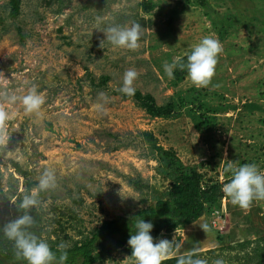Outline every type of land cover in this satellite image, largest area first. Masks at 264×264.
Here are the masks:
<instances>
[{
	"label": "rangeland",
	"instance_id": "374dc122",
	"mask_svg": "<svg viewBox=\"0 0 264 264\" xmlns=\"http://www.w3.org/2000/svg\"><path fill=\"white\" fill-rule=\"evenodd\" d=\"M208 4L0 0V107L10 113L0 125V211L11 214L22 194L35 191L42 238L70 246L102 221L152 205L169 188L153 144L172 150L205 181H228L227 163H255L264 172V0ZM133 21L143 26L136 49L107 41L99 47V30ZM205 36L223 49L210 83L196 87L188 76L174 82L163 65ZM128 70L137 73L134 92L171 105L170 117L151 118L123 97ZM33 87L43 103L26 112L20 98ZM46 168L56 187L40 191ZM158 237L183 241L176 255L195 250L208 264L218 258L257 264L254 249L264 254V200L242 209L224 194L197 222ZM130 255L126 244L103 264H135ZM172 258L162 264H176Z\"/></svg>",
	"mask_w": 264,
	"mask_h": 264
},
{
	"label": "clouds",
	"instance_id": "9594fccd",
	"mask_svg": "<svg viewBox=\"0 0 264 264\" xmlns=\"http://www.w3.org/2000/svg\"><path fill=\"white\" fill-rule=\"evenodd\" d=\"M100 18L97 17L99 23ZM142 25L133 21L130 26L111 25L99 31L104 33L99 47L107 41L111 45L127 49H136L142 35ZM223 51L220 41L211 36L203 37L193 46L186 60L176 57L171 63H165L163 69L169 78H174V69L186 70L187 76L196 87L207 86L215 73L218 55ZM137 73L128 70L124 75V83L120 91L127 95L134 94L130 86ZM15 101V96L9 97ZM26 112L36 111L43 103V97L33 87L28 94L20 98ZM10 118V113L0 107V125ZM224 172L230 174V179L223 184L221 191L229 198L233 205L246 209L254 200H264V172L255 163H245L238 167L227 163ZM56 187V177L53 170L45 169L39 178L40 191ZM39 203L35 191L26 192L20 197L18 209L24 212L15 219L7 221L0 227V232L13 242L15 256L23 259L27 264H66L68 259L67 246L57 245L56 251L50 248L47 240L31 231L34 218L31 210ZM135 232L130 234L127 245L131 249V257L135 264H162L166 259L175 257L176 264H208L206 259L196 255L195 250L187 254L176 255L182 247L183 241H177L151 235L154 227L151 220L137 219L134 224ZM204 232L209 230L207 223L200 225ZM57 252L59 255L57 256ZM213 264H225L223 259H216Z\"/></svg>",
	"mask_w": 264,
	"mask_h": 264
},
{
	"label": "trees",
	"instance_id": "16d2710c",
	"mask_svg": "<svg viewBox=\"0 0 264 264\" xmlns=\"http://www.w3.org/2000/svg\"><path fill=\"white\" fill-rule=\"evenodd\" d=\"M193 1L201 9L209 8L208 0ZM182 60H186V55L182 57ZM186 76V70L176 68L172 80L178 82ZM128 96L135 100L137 105L143 108L151 118H168L174 113L171 105L157 106L150 95L134 92L132 95L125 94L123 97ZM262 124L264 125V121ZM145 135L149 140L151 136ZM151 147L157 162L166 170L165 178L170 180L169 188L152 205L104 220L89 235L67 246L66 264H103L115 251L127 244L130 234L135 232L134 224L137 219L151 220L154 225L151 235L158 237L162 231L170 233L197 222L208 208H212L224 198L221 188L229 180L225 182L205 181L194 167L184 166L172 150H164L154 144ZM21 173L26 176V173ZM133 187L142 188L137 183H134ZM17 205L11 214L7 209L0 211V227L23 214L24 210L18 209ZM31 215L34 218V224L30 230L42 238L37 228L42 222V215L33 210ZM49 245L53 251H56V243H49ZM253 253L260 254L257 264L264 263V254H261L257 248ZM58 255L59 252H57ZM171 261L176 260L172 258L169 262ZM0 264H27L23 259L16 258L13 242L5 238L2 232H0Z\"/></svg>",
	"mask_w": 264,
	"mask_h": 264
}]
</instances>
